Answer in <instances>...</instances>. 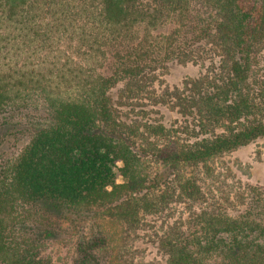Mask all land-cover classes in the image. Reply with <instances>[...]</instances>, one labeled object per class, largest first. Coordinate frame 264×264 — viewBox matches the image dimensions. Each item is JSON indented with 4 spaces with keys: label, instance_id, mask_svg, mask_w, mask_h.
Masks as SVG:
<instances>
[{
    "label": "trees",
    "instance_id": "1",
    "mask_svg": "<svg viewBox=\"0 0 264 264\" xmlns=\"http://www.w3.org/2000/svg\"><path fill=\"white\" fill-rule=\"evenodd\" d=\"M169 62L199 71L153 99L177 118L117 117L109 92L150 98ZM262 138L264 0H0V264H111L97 217L135 227L195 201L187 170ZM251 190L243 212L166 233V264H264Z\"/></svg>",
    "mask_w": 264,
    "mask_h": 264
},
{
    "label": "rangeland",
    "instance_id": "2",
    "mask_svg": "<svg viewBox=\"0 0 264 264\" xmlns=\"http://www.w3.org/2000/svg\"><path fill=\"white\" fill-rule=\"evenodd\" d=\"M162 66L156 71L154 83L149 89L150 98L147 89V93L143 92L141 96L142 101L126 97L123 84L109 92L110 103L117 117L127 122L139 117L153 123L160 121L164 125L177 118L175 111L153 99L165 88H171L185 78L196 77L199 71L191 64L169 62ZM143 85L146 88L150 84ZM186 174L192 175L200 186V194L195 201H178L171 210L147 216L135 227L107 218H96L95 226L106 237V244L111 249V264H166L167 250L163 245L166 233L189 231V226L194 223L192 221L204 212L224 211L232 215L247 209L251 187L259 188L264 193V138L216 157L206 166L187 170ZM84 232L88 233V228ZM71 237L77 238L72 233ZM51 248L60 254L65 250L55 246Z\"/></svg>",
    "mask_w": 264,
    "mask_h": 264
}]
</instances>
